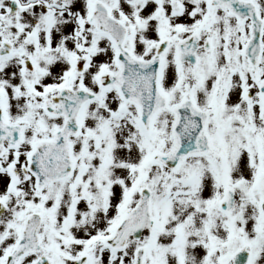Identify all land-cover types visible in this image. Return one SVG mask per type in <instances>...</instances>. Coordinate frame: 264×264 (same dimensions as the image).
Here are the masks:
<instances>
[{"label": "snow or ice", "instance_id": "obj_1", "mask_svg": "<svg viewBox=\"0 0 264 264\" xmlns=\"http://www.w3.org/2000/svg\"><path fill=\"white\" fill-rule=\"evenodd\" d=\"M0 264H264V0H0Z\"/></svg>", "mask_w": 264, "mask_h": 264}]
</instances>
